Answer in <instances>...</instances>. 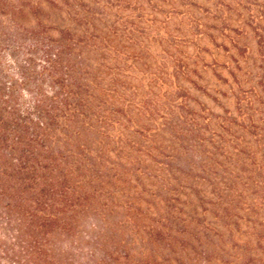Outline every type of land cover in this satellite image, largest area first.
Returning a JSON list of instances; mask_svg holds the SVG:
<instances>
[{
	"label": "rangeland",
	"instance_id": "374dc122",
	"mask_svg": "<svg viewBox=\"0 0 264 264\" xmlns=\"http://www.w3.org/2000/svg\"><path fill=\"white\" fill-rule=\"evenodd\" d=\"M0 264H264V0H0Z\"/></svg>",
	"mask_w": 264,
	"mask_h": 264
}]
</instances>
